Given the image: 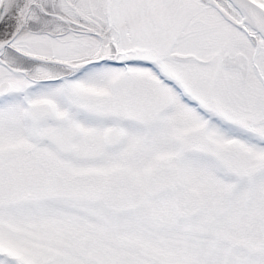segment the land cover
<instances>
[{
  "label": "snow or ice",
  "instance_id": "6c2138e0",
  "mask_svg": "<svg viewBox=\"0 0 264 264\" xmlns=\"http://www.w3.org/2000/svg\"><path fill=\"white\" fill-rule=\"evenodd\" d=\"M0 264H264V0H0Z\"/></svg>",
  "mask_w": 264,
  "mask_h": 264
}]
</instances>
